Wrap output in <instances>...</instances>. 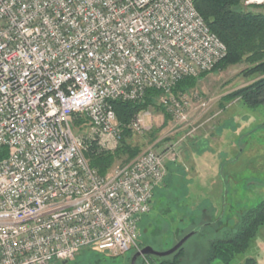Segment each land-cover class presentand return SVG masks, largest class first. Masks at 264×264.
<instances>
[{
  "label": "built area",
  "instance_id": "built-area-1",
  "mask_svg": "<svg viewBox=\"0 0 264 264\" xmlns=\"http://www.w3.org/2000/svg\"><path fill=\"white\" fill-rule=\"evenodd\" d=\"M226 54L195 0H0V264H58L86 248L121 255L135 247L178 144L103 176L74 116L106 148L121 133L114 101L157 89L184 120L187 103L173 88ZM143 123L139 114L131 128Z\"/></svg>",
  "mask_w": 264,
  "mask_h": 264
},
{
  "label": "rangeland",
  "instance_id": "rangeland-1",
  "mask_svg": "<svg viewBox=\"0 0 264 264\" xmlns=\"http://www.w3.org/2000/svg\"><path fill=\"white\" fill-rule=\"evenodd\" d=\"M249 7L251 11L264 12V5ZM250 66L243 62L198 77L193 87L178 96L187 103L184 120L165 107L162 96L138 113L144 115L140 130L131 128L136 117L128 123L118 118L121 133L114 148L97 143V135L83 124L87 123L84 117L80 123L74 120L75 131L87 148L97 140L98 148L116 153L126 139L123 129L133 133L127 141L139 152L133 157L128 153L117 155L107 175L149 149L162 151L178 144L177 159L155 192L151 211L139 222L140 236L135 247L121 255L86 248L73 260L58 264H131L134 254L143 247L170 249L186 234L210 222L208 236L197 234L184 245L186 254L181 264H199L216 233L236 230L246 211L264 199V105L250 108L239 98L226 99L260 76L248 75ZM248 256L264 264V228L253 247L237 255L232 264ZM146 259L147 256L140 257L136 264H159Z\"/></svg>",
  "mask_w": 264,
  "mask_h": 264
},
{
  "label": "trees",
  "instance_id": "trees-1",
  "mask_svg": "<svg viewBox=\"0 0 264 264\" xmlns=\"http://www.w3.org/2000/svg\"><path fill=\"white\" fill-rule=\"evenodd\" d=\"M195 5L211 30L227 46V54L217 63L213 70L220 71L229 66L247 62L251 64L246 71L248 75L260 74L252 83L228 95L226 99L239 98L250 108L264 105V12L247 9L245 0H195ZM207 73L205 72L198 77L201 78ZM198 77H186L182 79L173 88V95L177 97L182 96L187 89L196 84ZM162 95V91L150 89L143 100H118L113 102V106L121 123H128L133 117H137L139 112L153 104L154 100L160 98ZM74 118L77 123L82 121L78 115H75ZM123 134V138L126 139L123 140L122 146L115 151L116 153L101 150L94 140L88 146L85 155L90 165L97 169L99 174L106 176L109 169L113 166L117 155L120 153H128L133 157L139 152L138 149L133 148L127 141L133 134L131 130L125 127ZM172 164L174 163H168V171ZM157 189H155V192ZM208 226H210V222L200 225L195 230V235H204L205 233L204 237L208 236L206 231L209 228ZM263 228L264 199L246 211L236 230H224L222 232H218L217 230V236L215 235L212 239L210 249L199 264H232L237 255L245 254L253 247ZM185 254L186 250L183 246L170 256H147L146 260L157 261L159 264H181L185 258ZM239 264L259 263L256 257L248 256Z\"/></svg>",
  "mask_w": 264,
  "mask_h": 264
},
{
  "label": "water",
  "instance_id": "water-1",
  "mask_svg": "<svg viewBox=\"0 0 264 264\" xmlns=\"http://www.w3.org/2000/svg\"><path fill=\"white\" fill-rule=\"evenodd\" d=\"M195 234H196L195 230L189 232L184 237H182L173 247H171L170 249L164 250V251L156 250L152 246H145L134 254V256L131 259V264H136L137 260L143 256H157V257L170 256L174 254L175 252H177L180 248H182L186 244V242L190 238H192ZM66 262L67 261H64V263Z\"/></svg>",
  "mask_w": 264,
  "mask_h": 264
}]
</instances>
